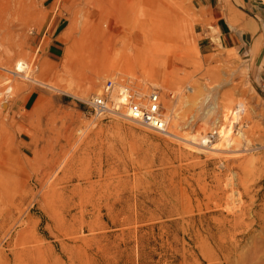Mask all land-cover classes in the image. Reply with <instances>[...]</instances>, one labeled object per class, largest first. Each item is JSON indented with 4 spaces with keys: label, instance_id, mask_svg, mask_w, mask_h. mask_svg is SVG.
<instances>
[{
    "label": "rangeland",
    "instance_id": "obj_1",
    "mask_svg": "<svg viewBox=\"0 0 264 264\" xmlns=\"http://www.w3.org/2000/svg\"><path fill=\"white\" fill-rule=\"evenodd\" d=\"M125 2L0 0V264H264L261 47H223L193 0H131L152 31L127 46L128 66L118 53L65 57L102 12L120 24L109 40L121 50L113 4ZM108 80L113 100L121 86L158 90L167 133L125 106L92 119L88 101ZM205 93L220 110L198 111Z\"/></svg>",
    "mask_w": 264,
    "mask_h": 264
},
{
    "label": "bare ground",
    "instance_id": "obj_2",
    "mask_svg": "<svg viewBox=\"0 0 264 264\" xmlns=\"http://www.w3.org/2000/svg\"><path fill=\"white\" fill-rule=\"evenodd\" d=\"M132 5L133 4H132L131 0H126L124 6H122V4H120V3L113 4V6L119 12L118 15L121 16L120 22L122 24V28L120 30V33L123 34L122 39L124 40L123 47L121 50H117L116 49L117 45L114 42H112V40H109L111 35H113L112 31L114 29L116 32L119 31L117 28L120 24L119 25L116 24L117 23L116 19H115V23L112 22V19L115 17H108L107 19L103 18L104 13L102 12L99 15V17L101 18L99 23H95L94 21L89 22V23L86 22L85 24L83 23L84 26H83L82 30H80V32H81L80 36L74 37L73 43L69 47L68 51L66 52L65 57L70 58L71 53L75 51L76 57H78L79 59L89 57V58L93 59V62H96V61L104 60L102 57H114L118 53L119 59L124 61V64H126V66H128V64L131 63V61L134 59V53L132 54L130 48H127V46L135 47V48H137L139 44L140 45L145 44L144 46H146V44L149 40L151 31H152L147 26L146 21H143V22L138 21L137 10ZM126 27H129L130 29H127ZM72 37H73V35H72ZM73 49H74V51H73ZM106 60H108V59H105V61ZM26 67L27 66H25V62L23 60H19L16 64V72L24 71ZM96 85H97V83L95 81L91 82L92 87H95ZM120 89H121L122 96L116 98L115 100L119 103H126L127 97H126V94L124 93L123 86H121ZM213 100L214 99L210 95H206V93H205V96L198 103V105H199L198 111L202 112V110L203 109L206 110V108H208L209 110L211 109L212 112H213V110H220L219 104L218 105L216 104V102L218 103L219 100H217V101L215 100L216 105L213 104V102H212ZM168 107L169 108L171 107L170 103H169ZM228 107H230V106L228 105ZM228 111H229V108H228ZM231 113H232V110H231ZM234 113H235V116L237 118L241 117L242 109L240 108V106H238V109L235 110ZM200 115H201V113H200ZM203 117H205V115H203ZM226 117L227 116H225L224 118H226ZM196 118H198V115H196L194 117V119H196ZM194 119H192V120L194 121ZM192 120L187 121L186 125L187 126L190 125L193 122ZM197 120H196V122H197ZM201 120H204V119L201 118ZM233 121H235V120H233ZM214 122H215V120H214ZM198 123H200V122H198ZM225 123H226V121H225ZM177 124H178L177 122H174L173 126L175 127V126H177ZM233 125H234V123H233ZM233 125H232V127H234ZM190 126H192V125H190ZM211 126H212V124H211ZM218 128H220V127H218ZM238 133H240V132H238ZM218 134H219V137H221V139H222L223 137L226 136V129L221 128V130L218 132ZM234 140L236 142H239L238 139H234ZM214 141L216 142V139H214ZM235 141H233V139L232 140L230 139L228 144H231ZM239 146H241V144ZM217 148H218V143L216 142L213 144V149H217ZM231 148L232 147H230V149ZM236 150H238V149H236ZM229 153H230V151H229ZM231 153H232V151H231Z\"/></svg>",
    "mask_w": 264,
    "mask_h": 264
},
{
    "label": "crops",
    "instance_id": "obj_3",
    "mask_svg": "<svg viewBox=\"0 0 264 264\" xmlns=\"http://www.w3.org/2000/svg\"><path fill=\"white\" fill-rule=\"evenodd\" d=\"M197 2L220 33L223 47L233 52L259 44L264 53V0H193ZM49 26L58 29V20Z\"/></svg>",
    "mask_w": 264,
    "mask_h": 264
},
{
    "label": "built area",
    "instance_id": "obj_4",
    "mask_svg": "<svg viewBox=\"0 0 264 264\" xmlns=\"http://www.w3.org/2000/svg\"><path fill=\"white\" fill-rule=\"evenodd\" d=\"M115 88L113 80L106 81L102 92L93 95L89 101L91 118L94 120L107 119L121 112V107L125 106V116L132 121L140 123L145 127L159 132L167 133L169 121L163 109L161 94L154 90L147 95L131 93L129 88L124 87L126 103H119L112 99V92ZM119 95L122 96L121 90Z\"/></svg>",
    "mask_w": 264,
    "mask_h": 264
}]
</instances>
